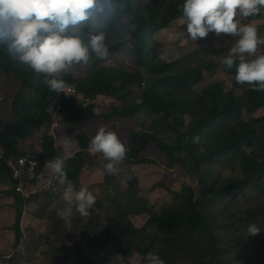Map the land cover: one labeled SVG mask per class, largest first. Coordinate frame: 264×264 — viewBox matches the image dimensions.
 Listing matches in <instances>:
<instances>
[{
  "label": "trees",
  "instance_id": "trees-1",
  "mask_svg": "<svg viewBox=\"0 0 264 264\" xmlns=\"http://www.w3.org/2000/svg\"><path fill=\"white\" fill-rule=\"evenodd\" d=\"M112 5L114 10L110 15L106 10L102 26L108 56L99 58L92 54L87 63L75 64L67 68L72 71L65 69L61 73L66 86L72 84L76 88V98L49 90L42 83V75L19 63L6 46H0V71L17 76L22 84L13 102L17 111L14 120L0 114L3 150L0 196L9 200L5 207L15 210L13 224L8 229L14 233L16 247L22 236L27 204L36 196L26 200L16 191V181L7 162L25 155L28 150L22 149L21 144L25 139L44 125H52L51 111L56 109L57 102L61 101V110L69 115L68 121H83L100 114L93 104L85 107L86 101L107 97L120 104L104 114L105 119L135 118L142 113L152 119L146 128L132 132L124 141L127 152L123 161L131 166L122 178L128 199L119 208L115 228L93 217L79 231L75 230L78 237L70 235L77 264H99L96 256L110 248L125 264H147L149 253H158L165 264H264V90L236 83V66L226 68L222 58L216 61L210 56V46L204 45L213 38L200 42V46L187 54L181 48L176 52L166 50L153 39L156 32L182 20L183 0H112ZM253 21H264V11L241 18L244 23ZM90 23L82 30L85 41ZM257 26L258 31L264 27ZM259 34L264 37V33ZM125 48L136 63L134 73L125 71L123 66L105 64L106 58L117 59ZM218 67L231 77L240 94L226 89L221 82H211L201 91L196 89ZM31 88H34L29 93L32 97H24V91L27 95ZM163 134H172L177 139L167 141L161 137ZM60 136L58 144L53 135L46 134L38 153L42 167L35 188L41 190L39 194L46 191L41 195L45 199L61 193L65 186L58 178L41 174L46 160L71 153L72 158L66 161V183L79 190L83 187L79 186L81 177L93 158L85 133ZM145 153L152 156L155 153V158H146ZM158 161L168 169L180 167L197 178V187L187 184L179 190L160 182L174 200L159 210L150 207L138 193L140 171L137 169ZM218 163L224 167L236 165L238 176L209 183L208 175L217 173ZM49 179L52 186L44 190ZM115 180V176L108 175L103 185ZM249 192L263 196L254 208H230L232 201ZM94 206L101 209V201H96ZM130 215L144 216L143 224L137 226L128 218ZM261 216L258 235L240 233L239 229L244 230L254 222L257 225Z\"/></svg>",
  "mask_w": 264,
  "mask_h": 264
},
{
  "label": "rangeland",
  "instance_id": "rangeland-1",
  "mask_svg": "<svg viewBox=\"0 0 264 264\" xmlns=\"http://www.w3.org/2000/svg\"><path fill=\"white\" fill-rule=\"evenodd\" d=\"M244 23V22H242ZM253 24H263L264 21H253ZM264 33V27L259 33ZM205 42L204 45L210 46V56L216 61L226 56L230 49L235 45L236 39L228 35L216 36L214 33L201 40L192 41L186 32V27L183 25L182 20L174 22L170 27L156 32L153 35V39L161 43L166 50L178 51L180 48L184 54L195 50L200 46V42L212 39ZM129 48V47H128ZM129 49H121L117 59H111L108 57L105 60L107 66H123V69L127 72L134 73L136 69V63L132 56L129 54ZM264 52V44L258 46L257 54ZM78 71V75L81 74V70ZM72 71V69H66ZM144 75H147V71L142 70ZM211 82H221L225 85L226 89L234 91L240 94V90L235 87L231 77L226 74L221 67H218L208 79L202 84H199L196 89L201 91L206 85ZM21 81L15 75L7 76L4 72L0 71V114L7 120L13 121L16 117L17 111L13 106V102L16 100L17 93L21 89ZM72 85V84H70ZM35 86V79H34ZM68 86V85H67ZM74 86V85H73ZM138 86H135L137 88ZM28 94L24 91L23 96L31 98L29 93L34 92V88L28 90ZM197 91V92H198ZM75 94V95H74ZM72 94L71 98L77 97V91ZM69 97V98H70ZM80 103V99H76ZM56 104V109L51 111L53 116L52 125H44L40 130H36L31 137L25 139L22 144V149L39 153L41 151V143L43 142L46 134L54 136L55 141L59 144L61 133L80 134L85 133L87 138H91L96 134L97 130L104 126L108 130L115 131L118 137L124 142L128 140L132 132H136L142 128H146L149 121L152 119L149 115L142 113L135 118H123L122 116H115L111 119H105L104 114L111 112L112 108L118 107L120 101L114 98L99 97L98 99L87 100L84 104L85 107L93 104L95 108L100 109L99 115L94 118L86 119L83 121L74 120L68 121L69 115L59 109ZM161 137L167 141L174 142L177 138L174 135L163 134ZM59 146V145H58ZM89 151V150H88ZM3 154V150L0 147V157ZM93 158L90 159L89 165L86 167L83 177H81V184L79 186L86 187L94 192L97 196L96 201H101L102 208L99 209L93 206L91 214L87 218L80 217L79 214L74 213L71 220L66 224L65 221L60 220L56 214L55 209L63 206L64 201L62 199L63 189L68 185L65 183L62 192L55 193L51 198L45 199L41 197L42 193H46V189H49L51 185H46L44 192L39 194L41 190L33 195L36 198L27 205V215L22 219L21 225V239L19 246L16 247V238L14 233L8 228L12 226V222L15 218V210L13 207H5L6 202H9L6 198L0 196V252L3 254L0 257V264H77L74 258V248H72V241L69 239L70 235L78 234L75 230L79 231L83 224H86L89 219L96 217L97 220L107 223L111 228H115V220L119 216V208L124 206L128 197L125 188L123 187L122 178L129 171V166L126 162L121 161L115 166V170L109 174L105 169V164L108 163L101 153L91 154ZM144 157H153L150 153H145ZM236 165L222 166L220 163L216 165L218 171L215 175H208L209 183L212 180H219L222 177L231 178L238 176ZM42 164L38 170L40 173ZM140 178V186L138 193L145 197L150 207L161 209L162 207L169 205L174 196L171 195L165 188L161 186V183L169 186L173 190H179L187 184H192L197 187V178L194 174L183 171L180 167L175 169L166 168L161 161L155 164L139 166L137 168ZM108 175H113L116 180L106 186L103 182ZM49 175H47L48 178ZM54 186V185H53ZM5 189V188H3ZM50 190V189H49ZM48 192V191H47ZM263 198L262 195L249 192L247 195L238 197L235 201H232L230 208L232 210H246L254 208L259 200ZM29 200V199H28ZM132 222L137 226L143 224L145 217L138 215L128 216ZM263 217L261 216L257 225L260 229L262 227ZM252 224H256L255 222ZM70 226V228H69ZM249 226L244 230L239 229L240 233L248 236ZM74 229V230H73ZM12 234V235H11ZM42 237V238H41ZM106 253L97 255L96 258L99 264H125L121 257L117 255L113 248L106 249ZM14 258V259H13Z\"/></svg>",
  "mask_w": 264,
  "mask_h": 264
},
{
  "label": "clouds",
  "instance_id": "clouds-1",
  "mask_svg": "<svg viewBox=\"0 0 264 264\" xmlns=\"http://www.w3.org/2000/svg\"><path fill=\"white\" fill-rule=\"evenodd\" d=\"M106 10L108 15L114 10L112 0H0V46H6L19 63L42 75V83L49 90L62 93L66 84L60 76L65 69L87 63L92 54L99 58L108 56L102 30ZM262 11L264 0H183L182 23L195 42L209 33L238 38L221 62L228 69L236 66L237 84L264 90V54H257L264 37L256 24L241 22V18ZM88 22L91 30L85 41L82 30ZM89 149L103 155L108 161L105 169L111 174L124 160L127 145L115 131L102 126L89 141ZM71 158L69 153L46 160L41 174H50L65 184L66 161ZM35 167L37 162L32 161L31 168ZM48 183L51 185L52 179ZM62 199L64 204L55 209V214L67 224L74 213L89 217L97 196L86 187L77 190L68 184ZM260 231L256 224L247 229L251 237ZM146 260L147 264H165L158 253H149Z\"/></svg>",
  "mask_w": 264,
  "mask_h": 264
},
{
  "label": "built area",
  "instance_id": "built-area-1",
  "mask_svg": "<svg viewBox=\"0 0 264 264\" xmlns=\"http://www.w3.org/2000/svg\"><path fill=\"white\" fill-rule=\"evenodd\" d=\"M75 92L76 88L73 85H68L65 87L64 92L62 93L64 97L69 98ZM57 107L61 109L60 105ZM88 150L91 154H93L90 149ZM32 161L37 162V167L31 168ZM7 165L12 171L13 179L16 181L14 184L15 189L24 199L28 200L38 192L39 189L35 188V183L38 178V170L41 166V161L38 159L37 153L28 150L25 155L18 160H9ZM47 185H49V183Z\"/></svg>",
  "mask_w": 264,
  "mask_h": 264
},
{
  "label": "crops",
  "instance_id": "crops-1",
  "mask_svg": "<svg viewBox=\"0 0 264 264\" xmlns=\"http://www.w3.org/2000/svg\"><path fill=\"white\" fill-rule=\"evenodd\" d=\"M26 215H27V213L25 212V214H24V216H23V217H24V220H25ZM21 225H22V224H21Z\"/></svg>",
  "mask_w": 264,
  "mask_h": 264
}]
</instances>
